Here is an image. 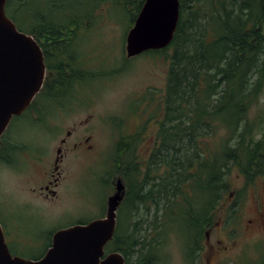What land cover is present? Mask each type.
Here are the masks:
<instances>
[{"label":"trees","instance_id":"obj_1","mask_svg":"<svg viewBox=\"0 0 264 264\" xmlns=\"http://www.w3.org/2000/svg\"><path fill=\"white\" fill-rule=\"evenodd\" d=\"M36 1L8 0L5 12L18 30L33 36L38 44L65 37L59 35L61 31H70L68 26L80 24L76 21L48 22L37 11ZM110 1L128 13L132 22L144 2ZM179 2V20L169 46L140 56L168 63L162 121L159 122V146L164 153L158 157L159 167L167 168L165 180L157 185L158 198L153 213L167 207L160 228L166 223H178V216L183 214L182 223L192 234L184 245L188 247L192 262L199 264L197 257L205 233L214 224L218 207L230 188V170H237L246 186L254 184L258 178L264 179V136L256 140L254 128L247 119L250 106L261 94L264 82V0ZM45 55L47 68L54 70L60 58L53 60L47 53ZM218 129L223 131V137L204 148V138L214 137ZM168 145L174 155L167 154ZM122 146H125L123 142L117 143L111 173L121 172L117 164L121 163L118 152ZM135 160L134 154L128 153L126 175L132 188L136 185ZM188 193H200L204 200L195 210L189 203L183 213L179 211L172 219L168 210L171 202L175 203L179 195ZM150 194L145 193L147 200L152 199ZM139 195L133 191L134 197ZM146 207L149 208L126 203L117 211L115 232L105 247L106 253H120L125 264H153L158 243L156 240L155 244L152 240L141 241L139 233L140 224L146 222L140 216L143 211L140 209ZM231 209L235 214L236 209ZM154 218L157 223V216ZM254 264H264V255Z\"/></svg>","mask_w":264,"mask_h":264},{"label":"rangeland","instance_id":"obj_2","mask_svg":"<svg viewBox=\"0 0 264 264\" xmlns=\"http://www.w3.org/2000/svg\"><path fill=\"white\" fill-rule=\"evenodd\" d=\"M35 5L48 22L89 24L91 31H80L77 44L82 49L94 50L99 56L92 64L93 71L106 70L110 76L93 86L94 100L91 98L90 102L92 117L89 125L93 130L90 143L94 144L95 157L92 152L89 156L80 154L82 158L77 162L69 164L68 160L54 199L46 201L31 192L42 183V174L37 166L0 163V222L5 234L16 238L20 246L14 245L16 251L11 250L10 253L26 260L41 257L56 230L77 221L87 222L102 217L103 205L110 194L106 183L111 178L110 158L114 154L115 142L126 129H133L138 117L144 119L148 114L158 119L162 117L168 66L167 61L149 56L126 59L125 39L133 22L117 3L110 0H37ZM85 115L84 111L78 112L79 118ZM247 119L254 128L255 139L263 138L264 82L261 94L250 106ZM116 126L118 131L115 129L117 135H114L113 127ZM12 131L14 133L9 136L16 135L17 139L35 143L43 150L44 158H53L58 143L40 127L22 121L13 124ZM222 137L223 131L218 129L214 137L204 138L203 147H211V142L220 141ZM90 157L92 164L89 166L86 163ZM44 166L45 160L41 168ZM165 167H159V179L163 177ZM229 174L230 188L218 207L214 224L205 233L199 264H207L206 255L212 246L218 252L210 264H254L264 255V179L258 178L254 184L246 186L237 170L231 169ZM203 200L200 193L181 194L168 207L169 215L175 219L189 203L195 210ZM148 207L140 209H143L140 216L146 222L140 224L139 233L141 241L152 240L155 244L156 240L158 243L153 264H197L192 262L188 247L184 245L192 234L182 223L183 214L178 216V223H166L160 228L167 207L156 214L152 207ZM231 208L236 209L235 214L231 213ZM256 212L263 217L262 225L257 224ZM123 216L125 218V211Z\"/></svg>","mask_w":264,"mask_h":264},{"label":"flooded vegetation","instance_id":"obj_3","mask_svg":"<svg viewBox=\"0 0 264 264\" xmlns=\"http://www.w3.org/2000/svg\"><path fill=\"white\" fill-rule=\"evenodd\" d=\"M89 27V24L81 23L70 25L68 26L71 29L70 31H61L59 34L65 37L41 41L42 45L37 43L42 51L45 64V76L42 86L27 108L20 115L12 117L4 133L0 136V163L8 165L19 163L21 166H37L42 174V183L38 189L31 192L38 198L45 199L46 201L54 199L57 196L56 189L62 179L63 170L68 165V160L70 159L69 164L72 161L77 162L79 158H82L80 154L89 156L94 150V144L90 143L93 139V130L92 126L89 125L90 118L92 117V114L89 112L92 109L91 98L93 101L95 94L93 86L110 76V73L106 70L104 72H100L101 70L93 71L92 64L99 56H97L94 50L82 49L77 44L80 31H91ZM76 30L77 32H74ZM45 53L53 60L60 58L58 66H55L52 71L47 68ZM139 103L142 106L145 104ZM154 105L157 106L156 102ZM136 110H138L137 107ZM79 111H84L86 113L85 117L79 118ZM156 117L154 118L151 114H148L144 119L138 117L131 131L126 129V132L121 134L116 142L114 139L115 148L114 154L110 158L111 166L113 164L112 160L116 155L117 143L123 142L125 145L122 146L121 152H118L121 163L117 165H119L121 172L113 171L109 175V177L111 176L109 182L107 181L106 183L110 189L109 196H111L116 190L114 187L116 179H120L121 181L123 197L118 210L123 205H126V203L140 207L150 205L153 208L155 206V201L158 198L157 185L160 181L165 180L163 179L165 174L161 179H159L157 174L159 168L158 157L160 153H164V149L159 146V122L162 120ZM22 121L31 122L38 128L40 127L47 135H51L54 138L58 146L55 149L53 158L52 156L44 158L43 150L35 143L27 142L24 139H17L16 135L9 136L14 133L12 131L13 124ZM115 129L118 131L117 126L113 127V132ZM114 135H117V133L115 134L114 132ZM171 143L170 145L172 146L173 144ZM168 149L167 154L172 155V147ZM131 152L134 154L137 165L136 173H134L136 183L134 188L128 183L130 178L126 175L127 155L128 153L130 155ZM95 154L96 151L93 152L94 157ZM44 160L45 166L42 169ZM86 164L89 166L92 164L91 157ZM19 168L17 169L19 170ZM168 180L169 178H167ZM133 191L140 195L137 198L134 197ZM149 192H151L150 196L152 199L147 200L145 193ZM103 207L105 213L106 201ZM256 221L257 224L261 223L262 225L263 223V217L258 212H256ZM77 222L74 224L86 223L84 221ZM1 227L9 251H16L14 245L20 247L16 243V238L8 236L7 233L5 234L3 225ZM52 234L49 238L50 244ZM50 244H48V248ZM215 249L214 246L209 249V254L206 255L208 259L206 260L205 258L207 264H210L215 258L218 252ZM199 260L197 257V261Z\"/></svg>","mask_w":264,"mask_h":264},{"label":"water","instance_id":"obj_4","mask_svg":"<svg viewBox=\"0 0 264 264\" xmlns=\"http://www.w3.org/2000/svg\"><path fill=\"white\" fill-rule=\"evenodd\" d=\"M0 0V136L39 92L45 76L43 54L32 36L19 31ZM180 15L179 0H144L125 39L126 58L161 50L171 43ZM106 199L102 218L56 230L46 252L36 260L12 255L0 225V264H125L118 252H105L113 239L123 197L120 179Z\"/></svg>","mask_w":264,"mask_h":264}]
</instances>
